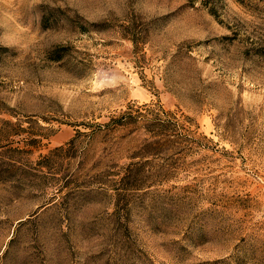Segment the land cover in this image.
Listing matches in <instances>:
<instances>
[{"label":"rangeland","instance_id":"rangeland-1","mask_svg":"<svg viewBox=\"0 0 264 264\" xmlns=\"http://www.w3.org/2000/svg\"><path fill=\"white\" fill-rule=\"evenodd\" d=\"M0 264H264V0H0Z\"/></svg>","mask_w":264,"mask_h":264},{"label":"trees","instance_id":"trees-1","mask_svg":"<svg viewBox=\"0 0 264 264\" xmlns=\"http://www.w3.org/2000/svg\"><path fill=\"white\" fill-rule=\"evenodd\" d=\"M242 1V0H237ZM132 43L137 45V41L133 38ZM65 47L57 46L49 52L50 61H60L64 58L63 51ZM144 112H137L135 116L131 115L129 112H123L119 115L118 118L113 119L112 123H117L118 125H129L135 123H141L147 131H158L165 128L170 122L169 119H164L165 117L171 116L170 112H165L161 107L149 108L147 105H144ZM111 124V123H110ZM78 133V132H77Z\"/></svg>","mask_w":264,"mask_h":264}]
</instances>
